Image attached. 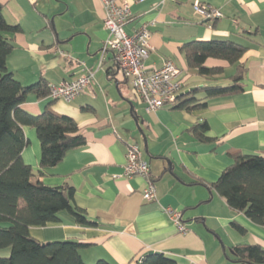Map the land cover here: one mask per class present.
Masks as SVG:
<instances>
[{"label":"crops","instance_id":"1","mask_svg":"<svg viewBox=\"0 0 264 264\" xmlns=\"http://www.w3.org/2000/svg\"><path fill=\"white\" fill-rule=\"evenodd\" d=\"M118 1L130 4L127 33L141 25L150 32L147 67L171 59L181 69L180 97L209 82L187 67L180 51L193 40L230 39L247 46L241 60L243 90L210 98L203 92L190 94L206 101L203 108H178L182 98L146 111L122 73H111L116 63L112 52L103 49L107 30L101 0H0L6 20L19 26L17 32L6 34L13 44L6 65L23 85L41 78L47 85L71 81L92 73L72 101L29 92L21 104L33 114L48 107L73 118L86 138L39 179L49 186L72 185L73 203L84 210L90 224L79 223L64 209L58 221L30 226V236L41 242L80 241L84 243L80 255L87 264L99 259L139 264L149 251L171 258L169 264H253L236 259L232 247L264 248V226L232 209L212 183L233 162L231 153L264 157V0ZM194 1L217 7L222 16L213 20L196 16ZM207 64L233 69L218 59L210 58ZM222 75L216 76L218 81ZM201 120L207 121L204 135L211 140H199L189 131ZM22 128L28 140L22 159L37 171L41 148L36 130ZM138 137L156 190L150 201L142 197V177L123 175L126 149L131 143L138 145ZM166 206L181 212L185 232H179L163 212ZM0 253L7 255L9 248Z\"/></svg>","mask_w":264,"mask_h":264},{"label":"trees","instance_id":"2","mask_svg":"<svg viewBox=\"0 0 264 264\" xmlns=\"http://www.w3.org/2000/svg\"><path fill=\"white\" fill-rule=\"evenodd\" d=\"M19 30L3 15L0 3V249L9 248V255L0 256V264H87L80 255L84 243L76 240L41 242L29 234L30 226H44L59 220L58 213L68 210L82 224H90L84 210L73 203L74 188L68 183L60 186L44 184L39 177L54 166L64 153L85 144L86 138L75 120L67 115L46 108L33 114L21 107L29 92L38 96L48 95V85L42 78L23 85L7 68L6 58L13 48L7 33ZM257 32V29L254 33ZM247 46L224 39L193 40L184 43V53L189 69L209 80L194 91L178 95L182 100L176 105L188 110L203 108L206 101H197L192 93L203 92L205 98L233 94L243 90L241 80L245 74L242 57ZM225 61L233 66L225 84L217 75L224 66L208 65V59ZM114 72L119 68L113 67ZM23 126L34 127L40 142V169L35 171L21 156L27 144ZM209 129L206 120L196 121L189 127L199 140H211L204 135ZM233 162L221 172L212 187L234 210L241 211L254 223L264 226V157L256 154L231 153ZM241 233L245 229L234 223ZM234 257L240 261L264 264V248L259 244H238L232 247ZM172 259L163 253H146L139 264H169ZM92 264H113L99 259Z\"/></svg>","mask_w":264,"mask_h":264},{"label":"built area","instance_id":"3","mask_svg":"<svg viewBox=\"0 0 264 264\" xmlns=\"http://www.w3.org/2000/svg\"><path fill=\"white\" fill-rule=\"evenodd\" d=\"M103 4L102 24L107 30L104 50H110L114 61L123 77L130 83L132 90L144 104L146 111H152L164 104L176 101L183 87V74L171 59H164L158 67L149 68L145 59L149 53L150 32L141 25L132 33H127L124 26L131 18L130 4L118 0H101ZM193 13L203 19L213 20L222 16L220 9L207 3L194 1ZM91 72L78 78L48 84V96L51 99L72 101L89 82ZM123 175L140 176L145 180L142 189L144 200L156 198V190L151 179L149 165L142 156L136 143L128 145L125 153ZM179 232H185L181 212L169 206L162 208Z\"/></svg>","mask_w":264,"mask_h":264},{"label":"rangeland","instance_id":"4","mask_svg":"<svg viewBox=\"0 0 264 264\" xmlns=\"http://www.w3.org/2000/svg\"><path fill=\"white\" fill-rule=\"evenodd\" d=\"M233 69L230 67H228L224 72H223V75H222V77H221V79H220V81H218V82H220V84H225L226 82H227V79L225 78V77H223L224 75H228L229 73H231V72H233L232 71ZM206 83H208L207 81H206ZM137 143H138V145L140 146V148H141V150L143 149V145H142V141H141V139L138 137L137 139ZM4 249V248H3ZM3 249H0V251H2ZM3 253V252H2ZM2 253H0V254H2ZM9 255V253H7V255H0V256H2V257H5V256H8Z\"/></svg>","mask_w":264,"mask_h":264},{"label":"water","instance_id":"5","mask_svg":"<svg viewBox=\"0 0 264 264\" xmlns=\"http://www.w3.org/2000/svg\"><path fill=\"white\" fill-rule=\"evenodd\" d=\"M261 34L264 35V30H261ZM193 89H195V87H191L190 89L185 90L184 93H182V94H187L188 92H190ZM144 150H145V152H147L146 142H144ZM148 253H153V251H149Z\"/></svg>","mask_w":264,"mask_h":264}]
</instances>
